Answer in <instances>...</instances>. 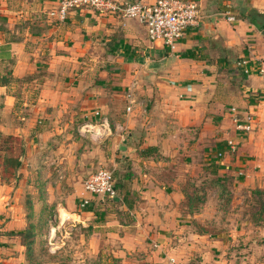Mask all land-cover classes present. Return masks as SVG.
I'll use <instances>...</instances> for the list:
<instances>
[{
    "label": "crops",
    "instance_id": "1",
    "mask_svg": "<svg viewBox=\"0 0 264 264\" xmlns=\"http://www.w3.org/2000/svg\"><path fill=\"white\" fill-rule=\"evenodd\" d=\"M185 1L199 5L201 22L170 50L119 11L78 8L56 22L48 12L58 0H0L1 15L23 21L0 27V110L23 142L17 180L0 182V264H28L55 206L58 231L79 230L80 264H167L168 255L236 264L230 238L197 224L205 217L190 208L189 181L212 151L218 166L208 172L222 183L250 184L263 166L264 79L252 67L264 57V0ZM245 57L248 73L236 64ZM96 110L112 128L101 142L78 134ZM235 114L252 130H236ZM99 168L113 171L116 198L84 190ZM31 222L27 252L18 232Z\"/></svg>",
    "mask_w": 264,
    "mask_h": 264
},
{
    "label": "rangeland",
    "instance_id": "2",
    "mask_svg": "<svg viewBox=\"0 0 264 264\" xmlns=\"http://www.w3.org/2000/svg\"><path fill=\"white\" fill-rule=\"evenodd\" d=\"M23 13L22 11L20 14ZM7 18L8 16L1 15L0 12L1 28L17 29L18 25L23 23V21L21 23L12 22L10 16L8 20ZM5 24L9 27H6ZM2 114L5 116L2 117L3 121L1 120ZM6 119L7 116L0 110V182L15 183L17 174L9 179L1 177L3 174L2 162L6 156H21L23 142L17 135L9 132L11 129L7 125ZM210 147L212 148V146ZM214 159L212 151L207 162H197L196 167L192 168V181H189L192 184L191 190L196 189L199 196L203 197L201 205L197 206L195 211L205 217L204 225H201L200 221H197V224L199 223L200 228L204 230L225 233L226 238H230L227 243L229 248L227 255L236 264H264V163L262 167L252 168L250 184L241 186L239 183L233 182L235 176L228 175L225 177V186L221 188L211 182L216 176L215 173L208 172V168L218 166L214 163ZM55 208L56 206L50 212L47 221L40 223L43 235L38 238L36 247L39 250L36 255L32 251L28 258V264H80L83 258L79 253L81 249L77 235L79 230L75 229L76 226L69 227V225H66L64 230L61 225L58 231L60 225L56 228L57 222L54 221V218L59 212ZM60 214L65 215V210L60 209ZM33 224L29 223V227L33 228Z\"/></svg>",
    "mask_w": 264,
    "mask_h": 264
},
{
    "label": "built area",
    "instance_id": "3",
    "mask_svg": "<svg viewBox=\"0 0 264 264\" xmlns=\"http://www.w3.org/2000/svg\"><path fill=\"white\" fill-rule=\"evenodd\" d=\"M78 8H94L100 12L119 11L123 18L137 19L145 27L147 37L151 41H159L170 50H174L184 32L188 28L198 26L202 18L199 5L195 1L185 0H156L153 3H147L145 0H129L121 5H117L111 0H58L57 6L49 10L48 15L56 22H64L69 12ZM226 18L228 21L234 20V17L229 13H227ZM255 60L257 64L252 69H255L264 79V57ZM250 63L251 59L247 57L236 62L237 66L243 67L246 73L249 72ZM128 101L129 104L133 103L130 96H128ZM130 109L131 106H127V111ZM234 111L235 109H232V112ZM99 113V110L95 111V121L83 123L78 127V134L82 138L92 142H101L112 134L108 119L100 116ZM232 120L236 130L249 132L252 129L250 123L242 122L236 114ZM226 144L230 153L236 152V142L228 139ZM222 154L219 151L217 155L220 157ZM83 188L91 195L109 199L117 197V190L114 187V173L107 168H99L88 175L83 181ZM88 204L89 198H83L80 207H85ZM66 218L63 215L61 223H64ZM166 259L167 264H179L173 255H168Z\"/></svg>",
    "mask_w": 264,
    "mask_h": 264
},
{
    "label": "trees",
    "instance_id": "4",
    "mask_svg": "<svg viewBox=\"0 0 264 264\" xmlns=\"http://www.w3.org/2000/svg\"><path fill=\"white\" fill-rule=\"evenodd\" d=\"M251 20H253V17L250 18ZM152 150H156L155 147H149V148H145L144 150L141 151V153L143 155L147 154V152L152 151ZM21 165V161L19 159V155L14 156H6L3 159L2 162V169H3V174L1 175V177L3 179H9L11 177H14V175H16L17 170L19 169ZM213 185H217L218 187H223L224 182H219L218 178H213L211 180ZM115 182H114V187H115ZM257 193V192H256ZM190 197V201L192 204H190V208L192 207L193 209H195L197 206H199V203H202L203 197L199 196L198 192L196 189L191 191V194H189ZM116 198V197H115ZM114 199V198H113ZM194 203V204H193ZM18 234L21 236V241L23 243V245L27 248V252L31 250L32 244H33V240H32V230L31 228L28 226L25 230H22L20 232H18Z\"/></svg>",
    "mask_w": 264,
    "mask_h": 264
},
{
    "label": "water",
    "instance_id": "5",
    "mask_svg": "<svg viewBox=\"0 0 264 264\" xmlns=\"http://www.w3.org/2000/svg\"><path fill=\"white\" fill-rule=\"evenodd\" d=\"M262 34L264 35V29L262 30Z\"/></svg>",
    "mask_w": 264,
    "mask_h": 264
}]
</instances>
